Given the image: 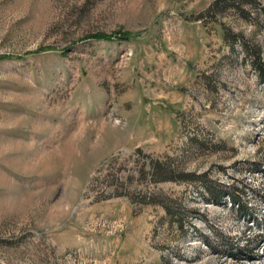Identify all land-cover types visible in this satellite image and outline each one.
Masks as SVG:
<instances>
[{
  "label": "rangeland",
  "instance_id": "374dc122",
  "mask_svg": "<svg viewBox=\"0 0 264 264\" xmlns=\"http://www.w3.org/2000/svg\"><path fill=\"white\" fill-rule=\"evenodd\" d=\"M254 49L264 0H0V264H251Z\"/></svg>",
  "mask_w": 264,
  "mask_h": 264
},
{
  "label": "trees",
  "instance_id": "16d2710c",
  "mask_svg": "<svg viewBox=\"0 0 264 264\" xmlns=\"http://www.w3.org/2000/svg\"><path fill=\"white\" fill-rule=\"evenodd\" d=\"M245 50L247 51V52H249L248 50V48H246L245 47ZM254 51V59H253V61H252V65H253V67H254V70L258 73V75L260 76V77H264V63L263 62H261V60H260V56H259V52L258 51H255V49L253 50ZM156 172H158V173H156L157 174V176H159V179L157 180V181H167V180H169V179H167L168 177H165L164 176V171L163 172H160V171H156ZM191 176L190 175H185V177L184 178H186V179H188V178H190ZM205 188H206V190H208L209 191V193H210V195L211 196H215L216 195V193L211 189V187L210 186H207V185H205ZM163 209H164V211L169 215V216H172L173 215V213L170 211V208L167 206V204L166 203H158ZM177 215H179V213H175V216L177 217Z\"/></svg>",
  "mask_w": 264,
  "mask_h": 264
},
{
  "label": "built area",
  "instance_id": "2783aa9c",
  "mask_svg": "<svg viewBox=\"0 0 264 264\" xmlns=\"http://www.w3.org/2000/svg\"><path fill=\"white\" fill-rule=\"evenodd\" d=\"M250 227L252 226V222L250 221L248 224ZM261 252L258 255H255L253 258L249 259L248 257H243V262L245 263H251V264H258L260 262L261 258L264 256V243L261 241Z\"/></svg>",
  "mask_w": 264,
  "mask_h": 264
}]
</instances>
